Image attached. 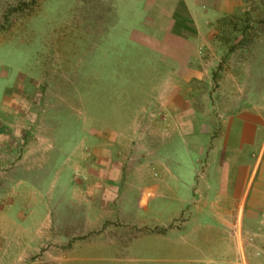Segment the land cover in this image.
Wrapping results in <instances>:
<instances>
[{
    "label": "rangeland",
    "instance_id": "obj_1",
    "mask_svg": "<svg viewBox=\"0 0 264 264\" xmlns=\"http://www.w3.org/2000/svg\"><path fill=\"white\" fill-rule=\"evenodd\" d=\"M193 1L0 0V264H183L153 238L184 213L149 226L171 203L144 196L179 160H204L169 81L192 119L205 114L202 144L222 114L264 107V0L217 19ZM166 6L170 29L196 33L177 65Z\"/></svg>",
    "mask_w": 264,
    "mask_h": 264
},
{
    "label": "crops",
    "instance_id": "obj_2",
    "mask_svg": "<svg viewBox=\"0 0 264 264\" xmlns=\"http://www.w3.org/2000/svg\"><path fill=\"white\" fill-rule=\"evenodd\" d=\"M238 4L239 0H194L192 5L195 9L204 5L212 7V17L217 19L234 11ZM173 9L161 8L164 15L159 26L161 32L168 33L164 38L171 46L169 49H175L176 61L170 58L169 62L177 65L178 52L184 53L185 44H191L186 52L194 53L196 33L193 34L188 27L170 29L172 19L165 11L174 14ZM197 24L193 23L199 29L201 24ZM176 32L184 36L177 37ZM169 82L172 87L165 96L167 105L178 108L176 111H181L179 115L183 119L191 120L188 128L179 127L180 135L188 133L191 136L187 143L193 154H203L204 160L200 168L197 160H179L181 164L176 163L179 170L163 173L153 179L148 188L145 187V197L161 202V197L167 195L168 201H164L174 203L160 209L167 214L166 220L149 226L162 227L178 222L179 210L184 213L176 231L154 236L155 241L168 243L166 251L163 247H155V250L162 253L169 250L174 256L172 259L183 264L194 261L201 264H264V107L253 105L222 114L218 125L212 121L208 126L210 131L218 129V133L208 139V144H202L206 138L202 128L206 123L205 114L200 113L203 122L192 119L186 98L183 99L174 89V85L179 86L181 81L175 77ZM185 152L187 155L192 153L191 150ZM249 236L252 237L250 243L247 242ZM248 259L254 262L250 263Z\"/></svg>",
    "mask_w": 264,
    "mask_h": 264
}]
</instances>
